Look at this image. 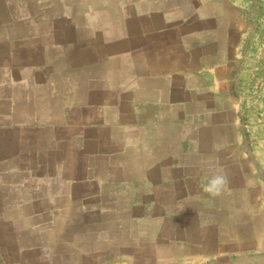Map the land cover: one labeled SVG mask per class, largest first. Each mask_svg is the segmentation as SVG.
Here are the masks:
<instances>
[{
  "label": "crops",
  "instance_id": "0c3cea01",
  "mask_svg": "<svg viewBox=\"0 0 264 264\" xmlns=\"http://www.w3.org/2000/svg\"><path fill=\"white\" fill-rule=\"evenodd\" d=\"M252 11L247 0H0V135L31 142L19 165L0 149L8 214L35 204L48 229L99 215L134 264H264V103L258 112L248 78L264 36Z\"/></svg>",
  "mask_w": 264,
  "mask_h": 264
},
{
  "label": "rangeland",
  "instance_id": "374dc122",
  "mask_svg": "<svg viewBox=\"0 0 264 264\" xmlns=\"http://www.w3.org/2000/svg\"><path fill=\"white\" fill-rule=\"evenodd\" d=\"M247 2L253 4L252 13L257 22H260L257 33L264 36V0H247ZM260 47L264 49V43ZM258 61V64H254L248 78L252 81L250 83L252 87L250 94L254 98L252 101L255 106L258 105L260 109L258 112H260L261 105L264 103V64H261L264 63V59H258ZM22 114V109L18 108L19 121ZM20 125L24 126L23 123ZM26 134L20 129L14 131L13 136L6 132L0 135V149H3V157L5 158L6 154L13 165L21 163L17 155L18 151L21 152L31 146ZM65 161L71 162V156H66ZM97 161L101 162L102 158ZM1 191L0 189V195H2ZM8 200H11V196ZM16 204V209L12 213L9 212L11 216L9 218L6 208L8 204L0 203V212L3 214V217H0V264L133 263V247L124 242L117 226H104V219L98 217L99 215L93 218V223L87 229L81 227V220L76 219L73 223L72 220H69L70 224L66 225L60 222L53 229H48L43 226L44 218L37 212L34 213L35 204H30L29 208L21 206L22 210H18L20 203ZM76 222L78 223L75 224ZM8 224L12 227L8 228Z\"/></svg>",
  "mask_w": 264,
  "mask_h": 264
},
{
  "label": "clouds",
  "instance_id": "9594fccd",
  "mask_svg": "<svg viewBox=\"0 0 264 264\" xmlns=\"http://www.w3.org/2000/svg\"><path fill=\"white\" fill-rule=\"evenodd\" d=\"M228 183V178L225 174H216L212 179L205 185L204 191L211 196H219L224 187Z\"/></svg>",
  "mask_w": 264,
  "mask_h": 264
}]
</instances>
